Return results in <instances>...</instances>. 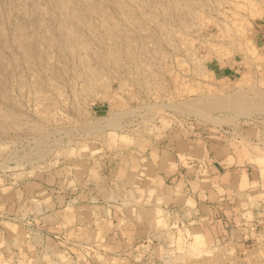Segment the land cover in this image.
<instances>
[{
	"label": "rangeland",
	"instance_id": "rangeland-1",
	"mask_svg": "<svg viewBox=\"0 0 264 264\" xmlns=\"http://www.w3.org/2000/svg\"><path fill=\"white\" fill-rule=\"evenodd\" d=\"M261 22L264 0H0V264H264V187L229 213L180 146L264 155Z\"/></svg>",
	"mask_w": 264,
	"mask_h": 264
},
{
	"label": "crops",
	"instance_id": "crops-1",
	"mask_svg": "<svg viewBox=\"0 0 264 264\" xmlns=\"http://www.w3.org/2000/svg\"><path fill=\"white\" fill-rule=\"evenodd\" d=\"M255 39L258 53L254 67L264 66L256 62L264 56V23L256 27ZM260 51V52H259ZM180 146L202 159V178L192 181V188L200 198L217 203V207L232 213L240 212L253 198L255 192L264 187V155L254 154L245 148L232 146L225 141L200 143L191 139L181 140ZM210 151L209 156H205ZM211 155V156H210ZM209 157V158H208ZM170 166L168 175L176 173ZM209 204L206 207H210Z\"/></svg>",
	"mask_w": 264,
	"mask_h": 264
},
{
	"label": "bare ground",
	"instance_id": "bare-ground-1",
	"mask_svg": "<svg viewBox=\"0 0 264 264\" xmlns=\"http://www.w3.org/2000/svg\"><path fill=\"white\" fill-rule=\"evenodd\" d=\"M194 100V99H193ZM194 102V101H193ZM198 102V101H197ZM190 103V102H189ZM188 104V103H187ZM190 107H192V108H194L198 113L200 112V111H202V110H204V108L203 107H201L202 105L201 104H199V103H190ZM177 106V105H176ZM179 106V105H178ZM179 107H181V106H179ZM189 107V108H190ZM191 109V108H190ZM190 109H187V110H190ZM181 110V109H180ZM184 111V110H183ZM202 112H204V111H202ZM202 115V114H201Z\"/></svg>",
	"mask_w": 264,
	"mask_h": 264
}]
</instances>
